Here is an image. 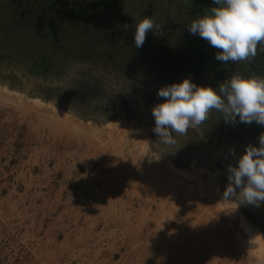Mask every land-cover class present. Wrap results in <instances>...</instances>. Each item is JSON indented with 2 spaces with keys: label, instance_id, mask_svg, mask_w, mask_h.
I'll return each mask as SVG.
<instances>
[{
  "label": "rangeland",
  "instance_id": "374dc122",
  "mask_svg": "<svg viewBox=\"0 0 264 264\" xmlns=\"http://www.w3.org/2000/svg\"><path fill=\"white\" fill-rule=\"evenodd\" d=\"M48 1L0 0V22L64 9ZM77 75L29 95L0 73V264H264V202L222 201L251 143L214 148L190 128L162 144L138 82Z\"/></svg>",
  "mask_w": 264,
  "mask_h": 264
},
{
  "label": "flooded vegetation",
  "instance_id": "af4514ba",
  "mask_svg": "<svg viewBox=\"0 0 264 264\" xmlns=\"http://www.w3.org/2000/svg\"><path fill=\"white\" fill-rule=\"evenodd\" d=\"M119 1L63 0L66 13L63 10L61 13H12L5 23L0 22L2 77L16 79L30 93L37 94L44 86L61 87L72 76L76 77L80 67L95 69L109 82L118 79H124L127 85L138 82L143 87L147 99L145 104L149 107L163 102L157 91L152 90L157 65H165L166 75L180 74V80L173 83L184 79L191 81L189 68L195 64L198 52L203 54V50L207 75L205 87L215 90L234 75L264 79V41L257 44L253 61L224 64L215 59L220 50L198 35L190 34L186 28L175 29L168 25L169 16L173 14H209L210 9L216 7L213 0H150L148 12L142 17L133 16L135 13H113ZM51 2L55 6L60 5L56 0L43 4L49 8ZM130 15L132 19L128 18ZM146 16L152 17L160 26L159 34L149 33L143 46L137 49L134 44L135 24ZM184 38L187 43L181 45ZM178 54L182 56L176 60L175 55ZM175 60L179 67L182 66L180 69L172 66ZM197 68L200 71V67ZM210 78L213 81H208ZM28 80L35 82L30 84L32 87L25 84ZM195 129L201 133L205 143L214 148H236L248 143L258 147L259 136L264 133V126L255 122L226 123L214 109L210 110L209 118ZM249 131H253L252 140L247 137ZM243 134L247 135L241 137Z\"/></svg>",
  "mask_w": 264,
  "mask_h": 264
},
{
  "label": "clouds",
  "instance_id": "9594fccd",
  "mask_svg": "<svg viewBox=\"0 0 264 264\" xmlns=\"http://www.w3.org/2000/svg\"><path fill=\"white\" fill-rule=\"evenodd\" d=\"M216 7L209 14L193 20L187 26L218 51L217 61L227 64L254 56L259 42L264 41V0H213ZM127 27V25H125ZM160 26L152 17L135 24L134 44L143 46L149 33L159 34ZM162 103L152 108L155 127L162 144L175 145V135H185L190 128H199L216 110L226 123L255 122L264 126V79L234 75L217 89L198 87L189 79L158 89ZM237 117L239 118L237 121ZM259 146L248 145L236 162L228 166L229 184L222 201L259 206L264 202V133Z\"/></svg>",
  "mask_w": 264,
  "mask_h": 264
},
{
  "label": "crops",
  "instance_id": "0c3cea01",
  "mask_svg": "<svg viewBox=\"0 0 264 264\" xmlns=\"http://www.w3.org/2000/svg\"><path fill=\"white\" fill-rule=\"evenodd\" d=\"M198 14L200 16H198ZM201 15L202 16L206 15V13H181V14H177L175 16L173 14L172 16H169V18H171V19L167 22H168V25H170V27L173 26L175 29L181 28V27L188 29L187 26L190 25V23L193 20L200 18ZM166 16L168 17V14L167 15L164 14V17H166ZM186 41H187V39L184 38V39H182L180 44L184 45V43H187ZM194 49H197V48H194ZM200 52H198V54H197V57L195 59V61H196L195 64L189 68V73L191 74L190 79H191L192 83H194L198 87H205L204 80H207V75L204 71V50H203V54ZM213 53H216L215 49H213ZM192 54H194V51L192 52ZM175 56L177 58L176 60H179L178 58L182 55L178 54ZM254 58H255V56H252V57H249L247 60L253 61L252 59H254ZM176 60L173 62L172 66H174L176 69H180L182 66L180 65V67H179V64H178L179 62ZM247 60H245L243 62H246ZM198 66L200 67L199 68L200 71L197 70ZM156 73H157V75H156L155 79H153L154 80V86H153L154 88L152 90L155 89V91H157V92H158V89H160L161 87H164L166 85H171V84H173V82L180 80V74L179 73H173V74L169 73L168 75H166L165 65L162 63H159L157 65ZM212 79L213 78H210V79H208V81H213Z\"/></svg>",
  "mask_w": 264,
  "mask_h": 264
},
{
  "label": "water",
  "instance_id": "95a60500",
  "mask_svg": "<svg viewBox=\"0 0 264 264\" xmlns=\"http://www.w3.org/2000/svg\"><path fill=\"white\" fill-rule=\"evenodd\" d=\"M24 90H25V92H26L27 94L31 95V93H30V91L27 89V87L24 88Z\"/></svg>",
  "mask_w": 264,
  "mask_h": 264
},
{
  "label": "bare ground",
  "instance_id": "6f19581e",
  "mask_svg": "<svg viewBox=\"0 0 264 264\" xmlns=\"http://www.w3.org/2000/svg\"><path fill=\"white\" fill-rule=\"evenodd\" d=\"M78 76V75H77ZM80 78V77H79ZM82 80V79H81ZM84 84V83H83ZM79 86V85H78ZM76 88V87H75ZM81 88V87H80ZM80 90V89H79Z\"/></svg>",
  "mask_w": 264,
  "mask_h": 264
}]
</instances>
